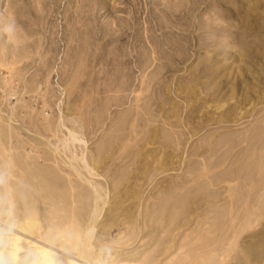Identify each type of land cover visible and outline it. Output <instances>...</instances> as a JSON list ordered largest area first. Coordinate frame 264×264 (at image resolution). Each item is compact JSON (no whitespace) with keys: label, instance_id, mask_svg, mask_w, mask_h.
I'll return each instance as SVG.
<instances>
[{"label":"rangeland","instance_id":"1","mask_svg":"<svg viewBox=\"0 0 264 264\" xmlns=\"http://www.w3.org/2000/svg\"><path fill=\"white\" fill-rule=\"evenodd\" d=\"M91 183L102 263L181 264L212 211L229 237L201 264H264V0H0V234L58 251Z\"/></svg>","mask_w":264,"mask_h":264},{"label":"bare ground","instance_id":"2","mask_svg":"<svg viewBox=\"0 0 264 264\" xmlns=\"http://www.w3.org/2000/svg\"><path fill=\"white\" fill-rule=\"evenodd\" d=\"M74 169L76 170V168H74ZM78 175H79V173H78ZM209 179H210V177H207V180H209ZM158 181L159 180H157V183H154V184L155 185L158 184ZM153 182H154V180H153ZM190 182L192 184V186H191V188H192L193 186H195L197 184V176L192 177L190 179ZM154 184L150 185L151 186L150 189L149 188L147 189V190H149V192L147 191L148 193H150V194L152 193V190H154L153 188L155 186ZM159 185H160V182H159ZM90 186H91L92 193H93V198H92L93 210H92L91 214L88 215L89 217L87 218V220H88L87 223L90 224V227L86 232H82V231L80 232L79 229H78V231H77V229H74L76 232H78V233L80 232V233L76 234V235L71 233V235H74V236L70 238L68 235L67 237H69V238L65 237V239H62L59 235H57L62 240H60L59 237L57 240V236L54 237L55 234L53 235L54 240L50 239L51 237L48 238L50 236V234L48 233V236H45V239L47 238L48 243L55 244V246H57V247H54V248L58 249V251L57 250L55 251L53 249H49L48 247L47 248L39 247V245H37L38 246L37 247V246H35L36 244L30 245L28 243L29 241H27L26 238H22L20 235L18 236V235L12 234V233L9 235L0 234V264H106L104 262L105 259L103 260V263H102V261L100 262V260H102V258L99 256V254L94 253L95 251L94 252L92 251V247H91L92 244H90V239L92 238L93 230L95 229V223H96L98 216L100 215L101 209H102V206H99L100 204L102 205V203L100 202L101 201V187L95 183H91ZM162 194L163 193L161 191H159V195H162ZM148 196H150L149 198H151V195L148 194ZM158 198L159 197L155 198L156 199L155 202L161 201V200H157ZM162 198H164V197L162 196ZM196 198H198V197H196ZM196 198L194 197L193 200H186V201L182 202V204L180 203L181 204L180 205L181 210H179V212L176 213V215H177L176 217H179V221H180L179 224L181 226H185V224L188 223V222H186L187 220L192 221L195 219V217L199 216L198 206L194 205L196 202V200H195ZM205 203H206L205 206L209 207V208L213 207V205H214L212 199H208L207 202L205 201ZM169 205H171V204H169ZM173 206H175V205L173 204ZM182 212H183V217L181 218ZM6 214L7 213H5V215ZM6 216H9V214H7ZM204 216H205V220L202 221L200 224H199L200 221H197V227L195 229H193L191 233H189L188 235H186V237H184L182 239V245H181L182 248L181 249L184 250V255L181 258V264H201L203 262V259L201 262V257H205L207 255L213 256L214 252L218 248L222 249L223 242L225 240H227L229 237V234L224 232V231H222V233L219 235H217V234L215 235V228H214V225H212L214 222L213 221L214 220V214L212 211H209ZM33 222L29 220V221H25L23 224H18V225L16 224V226L19 227L20 230L27 232L30 235V233L33 234L32 231L34 229L33 227L35 226V225H33L34 224ZM81 223L83 224L82 221H81ZM177 225H178L177 223L172 224L170 229H173L174 226H177ZM14 226H15V224H14ZM34 230H36V229H34ZM60 230H61V228H60ZM70 230L74 232L73 229L70 228ZM34 233H35V231H34ZM41 235H43V234H41ZM44 235H45V233H44ZM61 235L63 236V233ZM64 236H65V234H64ZM259 246H260L259 243H258V245L256 243H254L252 245L247 244V245H245V247L243 245L240 248V250L237 252V254H238L237 257L234 255L235 258H233V262L231 264H256L257 261H259V259L262 257V254H263V252H261V248ZM159 250H160V248H159ZM228 250H229V248H228ZM220 251H222V250H220ZM161 252H163V251H161ZM164 253H165V251H164ZM149 257H152V256H149ZM225 257H227V253H226ZM225 257L222 259L227 260ZM153 258H155V257H153ZM112 259H114V258L112 257ZM225 260H223L224 263L226 262ZM223 261H221V262H223ZM231 261H232V259H231ZM116 262L117 261H115V263ZM120 262H119V264H120ZM151 262H154V261H151ZM111 263H113V262L111 261ZM116 264H118V262ZM151 264H155V263H151Z\"/></svg>","mask_w":264,"mask_h":264}]
</instances>
